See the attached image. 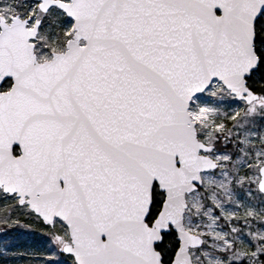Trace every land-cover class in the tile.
<instances>
[{
	"label": "snow or ice",
	"instance_id": "6c2138e0",
	"mask_svg": "<svg viewBox=\"0 0 264 264\" xmlns=\"http://www.w3.org/2000/svg\"><path fill=\"white\" fill-rule=\"evenodd\" d=\"M0 264H264V0H0Z\"/></svg>",
	"mask_w": 264,
	"mask_h": 264
},
{
	"label": "rangeland",
	"instance_id": "374dc122",
	"mask_svg": "<svg viewBox=\"0 0 264 264\" xmlns=\"http://www.w3.org/2000/svg\"><path fill=\"white\" fill-rule=\"evenodd\" d=\"M5 238L11 240L14 244H18L21 246H31L36 242L32 234H28L24 232H21L19 234L6 233L5 237H0V240Z\"/></svg>",
	"mask_w": 264,
	"mask_h": 264
}]
</instances>
